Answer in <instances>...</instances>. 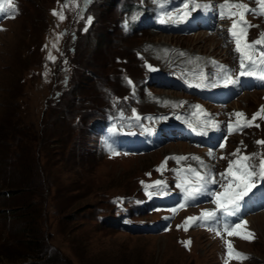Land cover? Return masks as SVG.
<instances>
[{"label":"rangeland","instance_id":"obj_1","mask_svg":"<svg viewBox=\"0 0 264 264\" xmlns=\"http://www.w3.org/2000/svg\"><path fill=\"white\" fill-rule=\"evenodd\" d=\"M165 2L13 0L14 19L8 18L13 10L4 5L0 12V27L5 29L0 30V264H13L11 258L15 264H225L226 240L248 257L229 264H264V208L244 216L247 230L255 234L249 242L223 231L217 236L202 226L178 228L186 217L199 215V206L177 211L167 225L162 216L166 211L153 208L144 192L145 185L157 179H171L174 168L184 163L216 176L218 185L227 183L218 174L226 171L237 149L249 155V163L258 170L264 145L256 141L264 140V113L254 126L228 137L224 148L207 150L175 138L142 153L137 148L131 151L126 143L117 147L109 142L110 135L119 133L116 127L129 130L124 138L139 135L142 119L162 124L194 116V122L205 112L223 124L235 121L231 115L235 112L251 119L264 106L260 87L241 90L215 106L191 92L165 87L161 77L149 76L147 64L189 82L205 83L212 78L210 71L222 74L221 66L229 67L233 76L238 66L235 42L226 33L231 19L219 23L221 32L166 30L182 22L178 17L156 29L151 25L155 17L167 19L169 13L176 17L188 0ZM242 2L256 7L252 0ZM53 9L66 18L61 21ZM246 18L258 25L248 31V39L255 40L264 31V16ZM163 36L170 38L168 44L156 50L155 43ZM209 57L215 62H208ZM163 96L169 97L167 102ZM179 145L185 146L183 155ZM179 156L189 158L178 162L174 157ZM205 203L214 207L213 199ZM133 226L135 231L129 229ZM188 240L190 248L183 243Z\"/></svg>","mask_w":264,"mask_h":264},{"label":"snow or ice","instance_id":"obj_2","mask_svg":"<svg viewBox=\"0 0 264 264\" xmlns=\"http://www.w3.org/2000/svg\"><path fill=\"white\" fill-rule=\"evenodd\" d=\"M86 3L90 0H85ZM252 3L256 7H251L249 3H244L242 0H223V3L219 4V15L221 18L231 19L232 23L228 29L230 37L235 42V51L239 53V72L238 75L233 77L228 70L221 66L222 75L218 76V79L222 80L225 86L234 85L240 82L241 77H257L261 80H264V32L255 40L248 39V31L252 27H258V25H253L249 20H247V14H253L255 16H264V0H252ZM7 4L9 8L13 10V15L8 18H15L17 14L16 5L13 3V0H0V12H3L4 5ZM212 4H200L197 0H188L184 4V10L181 13H177V16L174 17L171 13L167 14V19L161 18L160 23H167L172 20H176L177 17L179 21H186L191 17L192 13L197 9L203 8L209 10L214 8ZM53 15L59 16V19L63 21L66 17L63 12H57L53 9ZM92 17H88L87 23L91 24ZM0 30H5L0 27ZM87 30V29H85ZM62 35V34H61ZM55 47V45H53ZM183 55V53H181ZM49 59L52 60L54 57L49 54ZM150 70L155 71L152 65H147ZM259 72V75H258ZM128 84L132 85L133 82L128 79ZM200 87L202 85H196ZM215 86V85H213ZM197 109H200V106L197 105ZM135 113V110H133ZM264 113V106H261V109L257 111L251 119H247L243 112H235L231 115H234L237 119L235 120V126L230 120L227 124L228 131L231 133L233 131H242L245 127L254 126V121L257 117H261ZM139 119V116L135 117ZM243 121V123L241 122ZM204 128L211 126L213 128H218L219 124L215 121L206 120L201 122ZM259 127V125H255ZM149 131L150 129H145ZM203 131V128L201 129ZM243 143V142H241ZM257 144L264 145V140L256 141ZM221 148L225 147V143L220 144ZM240 149H237L236 152L232 153L233 156H236V159L228 161L227 169L224 173H219V177L223 180H227V183L221 184L222 191L212 192L211 195L214 197L213 203L216 205L215 209L202 210L198 216H188L183 221L182 225H177L178 228L183 227L185 231L189 227L196 226H205L208 227L210 231H215L217 236H221V230L218 228H213L211 225L217 223L218 213H224L227 216H236L241 207V202L246 196H248L252 190L256 187V179H264V158H261L259 161V170L257 171L255 166L251 165L249 161L251 157L247 154L239 155ZM117 154L118 153H114ZM211 155V152H209ZM189 157L179 156L174 157L178 162L181 160H186ZM194 159H199L198 157H193ZM167 159L161 164L160 169H163L167 163ZM224 159V157H221ZM159 170V169H158ZM179 174L183 172H192L194 174V179H182L181 182L177 184V187L181 188L186 196L187 200H192L195 196L199 195L201 192L205 191L207 185L216 184V176L205 174L201 175L195 169H192L190 166L186 169L176 170ZM150 175V173L148 174ZM164 181L157 180L150 185H145V191L149 196L154 193L150 189L163 188ZM141 184L144 185V182L141 181ZM186 204H181L180 207H185ZM171 211L175 212L176 209ZM247 221L240 220L239 223H224L221 225V228L224 233L229 237H240L245 241H252L255 239V234L247 230ZM186 248H190L191 241L183 242ZM227 259L225 264H229L231 260L242 261L247 259V254L237 250L233 243L230 240L225 241Z\"/></svg>","mask_w":264,"mask_h":264},{"label":"bare ground","instance_id":"obj_3","mask_svg":"<svg viewBox=\"0 0 264 264\" xmlns=\"http://www.w3.org/2000/svg\"><path fill=\"white\" fill-rule=\"evenodd\" d=\"M205 2H206V4H210V3H211V4L213 5L214 0H213V1H212V0H209V1H205ZM201 12H202V11H201ZM203 12H204V11H203ZM203 14H204V13H203ZM204 15L207 16L206 14H204ZM152 30H153V29H152ZM153 32H154V31H153ZM226 33H227V32H226ZM163 37H164V36H163ZM169 39H170L169 37H167V38L164 37V39L162 40V42H160V43H159V42H158V43H155V44H157V46H156L155 49L157 50V48H159L160 46H165V45H167L168 43H166V42H167ZM197 39H198V37H196L195 42L197 41ZM199 40H200V39H199ZM203 42H204V41H203ZM222 42H223V41H222ZM155 44H154V45H155ZM215 44H216V43H212V42H211V45H214V46H215ZM150 48H151V47H150ZM198 50H199V49H198ZM158 51H159V50H158ZM169 51H170V50H169ZM148 52H149V51H148ZM174 52H175V51H174ZM172 53H173V52H172ZM181 53H182V52H181ZM190 53H191V51H190ZM209 53H210V54H213L212 52H209ZM148 54H149V53H148ZM178 54H179V53H178ZM178 54H176V55H178ZM183 54H184V53H183ZM149 55H150V54H149ZM173 55H174V53H173ZM189 56H191V55H189ZM173 57H174V56H173ZM194 57H195V56H194ZM189 58H190V57H189ZM147 59H148V58H147ZM190 59H191V58H190ZM164 60H166V59H164ZM207 60H208V62H209V61H211V62H215V61L212 60L210 57H209ZM217 60H218V59H217ZM197 61H198V60H197ZM162 62H163V61H162ZM191 63H192V62H191ZM191 63H190V64H191ZM197 66H198V65H197ZM191 67H192V66H191ZM193 67H194V65H193ZM195 67H196V66H195ZM187 68H189V67H187ZM186 74H187V73H186ZM187 75H188V74H187ZM191 75H192V74H191ZM189 76H190V74H189ZM193 76H194V75H193ZM145 85H146V84H145ZM151 86H152V85H151ZM144 88H145V87H144ZM150 92H151V91H150ZM256 94H257V93H256ZM251 96L254 97V96H255V93H252ZM163 99H164V101H166V100L169 99V97H167V96H166V97L163 96ZM166 102H167V101H166ZM175 102H176V101H175ZM175 102H174V103H175ZM186 102H187V101H186ZM191 102H193V101H191ZM170 104H171V102H170ZM172 105H173V104H172ZM175 105H176V104H175ZM177 106H178V105H177ZM174 108H175V107H174ZM176 108H177V107H176ZM172 109H173V108H172ZM174 110H175V109H174ZM176 110H179V109H176ZM193 117H194V116H193ZM197 117H198V116H197ZM198 118H199V117H198ZM184 147H185V146H182V145H179V146H178V149H180V151H182V153H181L182 155L184 154V153H183ZM178 151H179V150H178ZM246 227H247V226H246Z\"/></svg>","mask_w":264,"mask_h":264},{"label":"trees","instance_id":"obj_4","mask_svg":"<svg viewBox=\"0 0 264 264\" xmlns=\"http://www.w3.org/2000/svg\"><path fill=\"white\" fill-rule=\"evenodd\" d=\"M7 194H9V195H10V194H11V192L7 191ZM36 252H37L36 250L32 251V253H33V254H35ZM33 254H31V256H32ZM24 257H25V256H24ZM10 260L12 261V263H13V264H15V263H16V262H15L16 260H12V258H11Z\"/></svg>","mask_w":264,"mask_h":264}]
</instances>
